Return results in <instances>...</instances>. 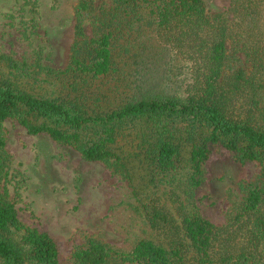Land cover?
I'll use <instances>...</instances> for the list:
<instances>
[{
	"label": "trees",
	"instance_id": "obj_1",
	"mask_svg": "<svg viewBox=\"0 0 264 264\" xmlns=\"http://www.w3.org/2000/svg\"><path fill=\"white\" fill-rule=\"evenodd\" d=\"M114 1L115 11L91 40L87 57L74 56L66 71L72 85L116 72L117 49H128L121 44L124 33L132 44L128 33L136 21L137 29L155 34L150 47L166 48L190 64L185 96L144 93L102 112L90 111L77 98L47 99L0 82V149L2 125L14 118L31 135L47 133L80 149L88 161H106L115 156L123 125L146 121L150 132L137 147L163 178L176 169L183 148L189 149L191 196L201 184L210 144L241 161L259 162L264 170V0H232L228 12L218 14L210 13L205 0ZM87 9L82 2L79 11ZM245 190L237 214L217 226L171 189L168 204L155 197L144 205L162 242L141 240L125 252L90 241L75 252L76 264H264V189L249 183ZM0 264H60L52 238L23 223L5 199H0Z\"/></svg>",
	"mask_w": 264,
	"mask_h": 264
},
{
	"label": "rangeland",
	"instance_id": "obj_2",
	"mask_svg": "<svg viewBox=\"0 0 264 264\" xmlns=\"http://www.w3.org/2000/svg\"><path fill=\"white\" fill-rule=\"evenodd\" d=\"M205 1L210 13L218 14L227 13L232 0ZM82 2L89 7L85 12L79 11ZM116 6L114 0H0V82L47 99L77 98L90 111H108L150 93L181 100L190 64L166 48L150 47L155 34L137 29L136 21L128 33L132 44L124 33L121 44L128 49H117L116 72L86 86L72 85L66 71L73 57H87L91 40ZM149 132L146 121L123 125L112 148L115 156L95 162L76 147L47 133L31 135L17 119H8L1 129L0 199L13 204L27 226L52 238L60 264H76L75 252L90 241L125 252L141 240L162 242L144 205L155 197L168 204L171 189L217 226L237 214L249 183L264 189L259 162L241 161L222 145L210 144L201 184L191 196L189 149L183 148L176 169L163 178L137 147Z\"/></svg>",
	"mask_w": 264,
	"mask_h": 264
}]
</instances>
